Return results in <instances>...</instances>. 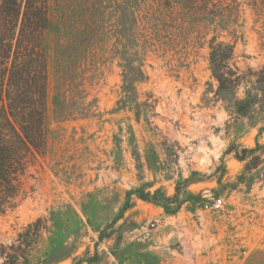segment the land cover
<instances>
[{"label": "rangeland", "instance_id": "374dc122", "mask_svg": "<svg viewBox=\"0 0 264 264\" xmlns=\"http://www.w3.org/2000/svg\"><path fill=\"white\" fill-rule=\"evenodd\" d=\"M132 11L148 75L138 92L154 99L139 121L116 109ZM48 16V150L29 166L15 206L0 212V252L39 217L51 232L33 263L49 252L46 264H245L264 250V107L240 114L218 95L210 66L213 37L233 44L237 97L261 93L264 0H48ZM62 47L94 115H57ZM178 189L170 204L133 194L121 214L130 190L174 198ZM212 196L223 207L206 210Z\"/></svg>", "mask_w": 264, "mask_h": 264}, {"label": "trees", "instance_id": "16d2710c", "mask_svg": "<svg viewBox=\"0 0 264 264\" xmlns=\"http://www.w3.org/2000/svg\"><path fill=\"white\" fill-rule=\"evenodd\" d=\"M128 20L131 23L122 31L126 40L122 43L120 55L122 85L116 109L133 111L139 121L144 111L148 116L154 109V99L152 95L146 94V99L140 100L137 85L146 81L148 75L140 46L134 43L137 42L138 21L134 11L128 12ZM49 27L48 0H0L1 213L15 206L17 197L22 193L23 177L32 162L38 156L47 154L48 57L44 47V33ZM210 49V66L218 81V95L223 99L232 98L240 114L249 113L255 105L261 103L264 107V68L257 80L261 93L254 95L248 92L246 97L238 98L237 89L242 77L231 63L234 45L213 37L210 40ZM69 52L68 47H62L61 65L58 67L61 71L54 99L57 115L62 119L94 115L96 104L87 100L88 93L76 81V71L71 63L74 55ZM4 90L8 102L4 100ZM247 152L249 150L244 149V153ZM146 157L151 165L156 160L157 153L151 149ZM237 157L244 160L246 155ZM133 194L145 201L161 205L177 203L180 190H177L174 198H158L156 195L130 190L121 214L130 208L129 201ZM50 232L47 217H39L29 223L16 240L5 246L1 245L0 254L5 257L4 264H46L50 257L49 252L37 263H33L31 257L44 240L45 234ZM103 232L101 239L105 237ZM87 261L93 262L92 259ZM245 264H264V250L255 251Z\"/></svg>", "mask_w": 264, "mask_h": 264}, {"label": "built area", "instance_id": "2783aa9c", "mask_svg": "<svg viewBox=\"0 0 264 264\" xmlns=\"http://www.w3.org/2000/svg\"><path fill=\"white\" fill-rule=\"evenodd\" d=\"M203 206L206 210L219 209L223 207V199L221 197L212 196L204 201Z\"/></svg>", "mask_w": 264, "mask_h": 264}]
</instances>
